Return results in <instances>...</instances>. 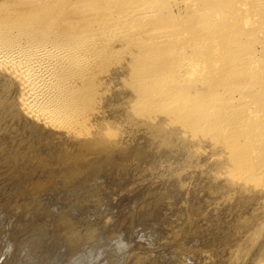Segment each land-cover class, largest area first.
I'll use <instances>...</instances> for the list:
<instances>
[{
	"label": "rangeland",
	"instance_id": "obj_1",
	"mask_svg": "<svg viewBox=\"0 0 264 264\" xmlns=\"http://www.w3.org/2000/svg\"><path fill=\"white\" fill-rule=\"evenodd\" d=\"M184 1L160 0L155 12L162 6L160 12L164 15L168 10V16L177 13L178 8L191 7V0L185 1L186 4ZM256 1L260 5L263 2ZM2 2L9 15L39 8L43 3ZM79 2L68 0L65 6L73 14ZM241 3L248 2L230 0L229 12L246 8ZM259 8L264 10V6ZM261 20L264 22V18ZM260 28L248 31V35L244 33L240 40L239 32H235L230 40L235 46L233 43L229 46L240 55L243 52V58L249 59L251 55L250 59L261 60L264 66V27ZM204 33L196 32L198 45L203 42ZM190 34L184 33L182 38L188 39ZM6 39L5 36L3 40ZM240 41L245 43L242 48L238 46ZM99 43L90 44V52L96 53L92 56L95 61L92 57L88 61L87 74L84 76L78 70L68 73L61 85L83 89L94 84L91 78L96 76L100 77L97 86L109 90H101L95 96L92 93L91 97L96 98L89 97L85 107L75 106L82 101L76 97L75 107L63 108L62 114L58 108L61 115L56 112L46 115L42 101L45 99L46 103V94L56 88L50 81L64 65L60 57L48 55L47 50L36 57L32 54L34 49L31 51L24 43L20 45L25 49L18 47L24 53L15 52L19 50L15 46L11 48L13 53L23 55L18 54L19 58L0 54V264H264V186L251 182L245 189L246 185L240 186V182L233 184L232 178L226 182L224 175L213 174L208 178L206 171L222 158L218 142L211 137L207 146L202 147L189 136L186 145L175 148L179 151L178 160L163 159L153 147V139L143 134L142 125L135 126L141 129L137 138L130 133L105 131L107 125L117 121L116 116L121 114L117 110L126 111V106L125 97L113 95L119 91L116 89L120 83L109 81L112 85L103 86L109 76L104 72L110 57L105 50H97ZM226 60L230 62V58ZM103 77L106 78L101 80ZM243 102L248 105L247 99ZM73 110L78 112L75 114ZM219 126L221 135L232 134L239 146L264 148V108L237 107L229 120Z\"/></svg>",
	"mask_w": 264,
	"mask_h": 264
},
{
	"label": "bare ground",
	"instance_id": "obj_2",
	"mask_svg": "<svg viewBox=\"0 0 264 264\" xmlns=\"http://www.w3.org/2000/svg\"><path fill=\"white\" fill-rule=\"evenodd\" d=\"M34 1L37 3V0ZM41 1L43 3L40 2L41 6L39 8H28L21 11L22 13L9 15L4 11L7 7L0 0V13H2L0 15V40L4 43L6 40H12L5 43L6 45L10 44L7 45L8 47L0 42V54H3L4 57H18L19 53H13L11 48L15 46L17 49H14L19 50H13L19 52L24 48L20 44L23 45L24 43L25 46L31 48V51L34 49L32 54L36 57H38L39 52L45 50L50 53L48 55L60 57V61L64 65L60 67L58 72L56 71V75L54 74L53 79L50 81L56 88L53 91L51 89L48 96L46 94V97H48L46 103L44 102L45 99H42L45 105L43 108H46V115L50 112L61 115L63 108L74 106L76 97L82 101L78 100L80 103L78 102L79 104L75 106L83 105L85 107L86 103L90 101L88 98L91 97L92 93L95 96L101 90H104V92L109 90L97 86L100 77L96 76L91 78L94 84L90 83L83 89L76 84L77 87L75 88H72V85L70 88L61 85L65 82L64 78L68 73L70 75L78 70L84 76L87 74L89 60L96 53H91L89 47L90 44H95L97 41L102 46H100L101 48L97 47V50H103V52L105 50V55L110 57V59H107L109 67H105L106 71L104 72L109 73V76L103 86L107 87L111 83L109 81H114L115 84L120 83L119 88L116 89L119 91L113 93V95L125 97L123 99L124 106H126V111H123L122 108L117 110V113H121L116 116L117 121L105 127L107 133H130L129 135L134 134V137L137 138L141 133V129L135 126L142 125L144 126L143 132H145L143 134H147L153 139V147L158 149L157 152H159L160 157H164L163 159L165 157L174 158V160H178L179 152L175 151V148L183 143L186 145V139L189 136L196 139L202 147H206L207 141L212 137L214 141L218 142L219 153L222 158L213 166L214 169L210 168L206 171L205 175L208 178L213 174H218L219 176L224 175L225 181L232 178L233 184L240 182V186L250 185L251 182L257 183L261 187L264 186V169L261 168L264 165L263 146L259 147L251 144L239 146L237 138L232 134L221 135L219 126L229 120L237 107L246 108L247 110L252 106L264 108V68H262L264 66L261 65V60L250 59L251 55L249 56V54H246L249 59L248 57L247 59L246 57L243 58L241 56L244 54L243 52L240 55L236 49L237 52L235 50V53L231 51L235 48L229 46V43H233V46H235V42L230 41L233 39L231 35L235 32H239L237 38L240 40L243 38L244 33L252 29L259 31L260 27H264V22L261 20L264 18V10L262 11L259 8L260 6L263 8L264 0L263 2L259 0L262 2L261 5L256 0H251L250 3L253 5L245 0V2H248L247 4L244 3L247 5L246 8L241 7V10L238 9L240 12H237L234 8L233 12L231 10L232 13L228 10L231 7L230 0H191L194 6L191 5V7L184 10L178 8L177 13L168 16V10L165 11L166 16L165 12L164 15L160 12L162 6L160 9L158 8L159 11L155 12L154 7L158 5L157 3L161 4L162 1L159 2L160 0H79L80 2L75 7L73 14L65 6L68 0ZM238 8L240 7L238 6ZM164 9L169 8L164 7ZM172 11L174 12V10ZM70 15L74 16L70 17ZM255 15L257 17H254ZM62 21H64L63 25H61ZM15 29L17 31L14 32ZM198 30H201L202 33L205 32L201 36L203 42L200 45H198L199 35L197 34V36L196 32L201 31ZM185 31L191 33V36L184 40L185 36L182 34H187ZM2 36L4 38L6 36L9 40L4 41ZM122 38L124 39L118 40ZM111 39H113V43H109ZM122 43H125V46ZM244 44L243 41H240L238 46L242 48ZM20 46L23 48H18ZM201 47L203 48L201 49ZM207 48L208 51H206ZM250 54L254 55L252 52ZM257 56L258 54L254 59H257ZM94 57L92 58L94 59ZM226 58H230L231 64ZM94 61L92 62L94 63ZM33 63L32 65H34ZM30 65L28 64L29 67ZM82 73L79 75L82 76ZM105 78L103 77L101 80ZM53 86L50 87L54 88ZM33 90L35 91V88ZM85 97L87 98L85 99ZM91 98L95 99L96 97L92 96ZM245 99H247L248 105L243 102ZM58 108L61 109V114ZM77 112L75 111V114ZM66 114L65 116L68 117L69 115ZM59 115L56 117L60 118ZM121 115L124 117L121 118ZM224 127L222 126V128ZM232 185L230 184V186ZM258 264L261 263L258 262Z\"/></svg>",
	"mask_w": 264,
	"mask_h": 264
}]
</instances>
